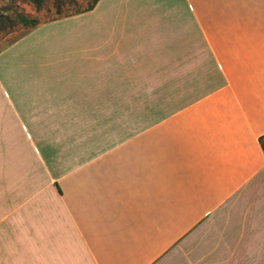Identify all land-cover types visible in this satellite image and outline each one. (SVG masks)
<instances>
[{"label":"crops","instance_id":"1","mask_svg":"<svg viewBox=\"0 0 264 264\" xmlns=\"http://www.w3.org/2000/svg\"><path fill=\"white\" fill-rule=\"evenodd\" d=\"M79 16L69 51L0 57V264H264V0ZM197 39L211 83L179 77Z\"/></svg>","mask_w":264,"mask_h":264},{"label":"rangeland","instance_id":"2","mask_svg":"<svg viewBox=\"0 0 264 264\" xmlns=\"http://www.w3.org/2000/svg\"><path fill=\"white\" fill-rule=\"evenodd\" d=\"M64 8L66 7H74L75 4H79L81 6L86 5L88 0H63ZM121 2H117L115 5L113 13L114 15H121ZM119 5V7H118ZM111 7V6H110ZM109 7V8H110ZM108 8V9H109ZM99 10V9H98ZM98 10L94 12L95 14L99 13ZM7 11L8 13H16L18 11H22L27 13L31 17H36L39 19V23L33 27L23 26L22 24H18L11 30H0V57L11 60H21L24 56L23 62L31 63L36 62L38 60L41 61L43 56H38L36 50L39 55H43L44 52L51 51H60L67 50L73 48L74 46V33L75 31H80L85 28V17L79 16L84 13L74 14L72 16H64L57 15L56 8L53 4V0H46L42 9L37 10L34 3L25 0H0V12ZM103 14L105 13V9H103ZM90 16V15H87ZM46 23V24H44ZM40 24H44L39 26ZM32 31V32H31ZM31 32L30 34H28ZM28 34V35H26ZM19 44L14 45L17 41ZM200 40H195V56L193 57V62L190 64L188 68H192L190 71L180 72L179 77L181 79L185 77H189L193 80L195 84H205L208 83V79L210 83L215 79L214 76L207 77L202 72L201 60L203 55H201V51H197ZM4 53V54H3ZM205 59V56H203ZM46 58V57H45ZM45 58L42 60L45 62ZM54 58L53 56L50 59ZM3 59H0V71L3 69L5 64H9L8 62H3ZM48 62V61H47ZM16 64V63H14ZM210 64V62H209ZM180 67V65H179ZM209 67V66H207ZM182 94L186 93V89H182ZM188 98L186 97V100ZM84 106V105H83ZM88 107V105H85ZM101 108L98 113H102L104 116V105H97ZM69 118L60 121L63 125L61 132L63 135L58 136V126L56 125L57 121L51 120V129H50V147L51 151L49 152L50 161L53 162V165L56 164L57 158L60 156V152L57 150L62 149V146H66L67 148L74 143V133L77 132V127H87L89 126V120L86 121H74L72 116L68 114ZM99 123L103 124L104 119L99 121ZM55 127V128H54ZM63 154V152H62ZM55 163V164H54Z\"/></svg>","mask_w":264,"mask_h":264},{"label":"trees","instance_id":"3","mask_svg":"<svg viewBox=\"0 0 264 264\" xmlns=\"http://www.w3.org/2000/svg\"><path fill=\"white\" fill-rule=\"evenodd\" d=\"M34 3L37 10L43 8L44 3L46 0H25ZM99 0H88L86 5L81 6L79 4H75L74 7H66L64 8V1L63 0H53V4L56 8L57 15H64V16H72L74 14L84 13L87 11L92 10ZM39 23V19L36 17H31L27 13L22 11H18L14 14L8 13L7 11L0 12V30L9 31L13 29L18 24H22L23 26L33 27ZM260 144L264 150V135L260 138Z\"/></svg>","mask_w":264,"mask_h":264}]
</instances>
